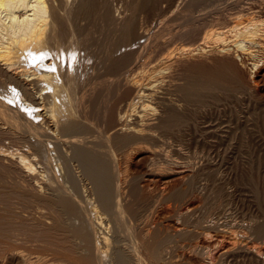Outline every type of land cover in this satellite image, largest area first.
<instances>
[{"label":"bare ground","instance_id":"obj_1","mask_svg":"<svg viewBox=\"0 0 264 264\" xmlns=\"http://www.w3.org/2000/svg\"><path fill=\"white\" fill-rule=\"evenodd\" d=\"M220 1L225 5L224 10L217 7ZM116 2L118 7L115 4L114 7L116 6V8L114 9L109 6L111 4L110 2L107 3V0H0V78H3L2 81L7 83L4 84L6 87L8 85V93L6 95L0 94V121L5 124L4 126L14 127L18 132L22 131V134H26V138L35 141L36 148L39 146L38 149L40 148L44 152V156L46 155L44 162L47 163V166L53 162L51 161L53 156L49 157L52 153L56 154L57 158L55 159L59 157V160H67L66 149L77 150L82 154V157L87 158V167L84 162L81 163L92 176L96 202L102 213L99 212L100 210L96 211L91 204L84 208L83 201L80 205V200H75L69 194L70 192L65 193L62 190L63 193L61 192V194H65L66 201L69 198L68 203L72 202L77 212V215L74 212L76 217L83 218V213H88L84 216L86 220L83 218L84 222H81L85 224L88 220V223L90 221L92 224L94 229L93 235L91 234L93 249L89 250L90 253L87 250L89 254H86L84 259L81 258L85 255L81 256L82 253H79L80 260L88 264H141L139 253L141 249L147 251L149 256H153L150 253L157 252L155 244L152 243L156 235L150 240V234L153 233L148 231L147 221H140V207H137L138 210L135 207V202L139 199H147L151 196V192L153 194L158 192L155 180L156 170L144 171L143 185H140L138 189L137 187H130V185L134 186L132 183L126 184L127 186L124 185V187H128V189L125 187V190H130L131 198L125 192L123 193L128 198H123L125 195L122 197L121 184L127 180L121 183L122 177L120 178V176L124 173L122 171L123 174L119 175L111 147L123 148L133 144L137 146L138 142L143 141H146L145 143L154 142L153 145L156 143L158 146V143L163 141L166 117L177 107L176 103H172L168 98L160 96L161 94L157 95L156 88L161 84L159 79L163 78L166 81L169 78L170 85L173 84L176 89H180L182 88L181 85L176 83L179 77L182 78L183 76L184 78V75H191L197 78L200 74L202 77L205 73L208 74L205 72L207 68L204 65L213 64L217 67H215L216 69L229 72L230 78L233 77L232 79H234L233 83L245 87L250 85L252 88L251 84L253 87L258 85L254 79L261 78L264 73V68H257L255 60L257 55H254V49L264 45V6H257L256 2L253 3L251 0H116ZM214 2H217L218 5ZM224 11L225 13L227 11V14H223ZM230 11L231 13H228ZM218 25L221 27L215 28ZM148 49L162 53V58L160 57L156 64L147 60ZM85 60L89 64H84ZM248 65H251L250 68L252 69L257 68L255 77L253 76L254 79L245 76ZM222 71L219 74L223 76L226 73ZM219 74H217V78L221 76ZM209 77L206 78V81L213 83L212 77ZM157 82L159 84H156ZM2 83L0 86L3 85ZM163 86L167 85L164 84ZM6 87H3L5 91ZM164 94L166 95V93ZM154 105L161 108L163 113L153 119L151 113L156 110ZM92 112L97 115V119H92ZM171 115L170 119L172 120ZM102 124H104L103 127ZM107 147L110 148L107 149ZM118 149L114 150L117 151ZM151 149L154 150L155 148L152 147ZM2 151L0 149V154ZM158 152L154 151L153 155L157 156ZM71 153L73 154V152ZM10 155L12 156V154ZM18 159L20 166L27 173L38 174L35 166L31 163V159L25 155H20ZM82 165L81 167H83ZM184 176L181 171L173 175L177 182L179 179L181 181ZM33 178L35 179V177ZM43 178L41 173L36 177L40 181ZM61 179L64 181L63 178ZM169 188V186H165L161 193L169 192ZM152 197L154 196L152 195ZM54 199L56 200L57 197L55 196ZM61 203L63 204V202ZM64 203L66 204V202ZM87 203L89 204V202ZM56 206L59 207V204ZM191 210L193 211L189 207L187 211L191 212ZM105 216L112 220L114 231L117 233L111 239L103 234ZM131 222L137 224L135 229L134 224H132L134 226L129 225L130 228L133 227V231L130 230L129 226L125 227L126 223L131 224ZM260 224L259 226L255 225L257 227H254L252 233L259 240L264 241V224ZM75 226L72 225V227ZM79 226L84 225H80L79 222ZM85 226L87 225L85 224ZM101 229L103 232H100ZM68 231H71L70 228H68L67 233ZM88 231L81 234L86 235ZM177 231L179 230L177 229ZM90 232H88L89 235ZM73 233L75 234V230ZM3 235L2 233L1 240ZM158 239L160 240V237ZM161 241L163 240L161 239ZM157 242L156 244L159 245ZM3 243L0 244L3 245ZM6 243L9 244L7 241ZM6 243L4 244L6 245ZM201 243L207 248L211 242L209 243L204 239ZM218 244H220L222 255L226 257L232 258L235 254L241 253L264 264V242L261 247L257 246V248L253 245H247L245 241L243 243L245 244L244 249L243 247L237 249L234 241H224L221 237ZM15 245L13 243L12 246L16 247L19 244ZM79 246L81 248V245ZM5 247L7 250V245ZM8 247V251L12 255L15 249L11 250L9 245ZM83 247L85 248V245ZM3 250L6 252L4 248ZM17 250L16 254L20 255L18 258L20 261L17 264L31 263L29 261L31 258L28 259L25 255L28 254V249L25 254V247L24 252H20L22 249L18 250L19 252ZM16 254L14 255L16 256ZM162 255L158 261L163 259L164 256ZM67 256L65 255V258ZM74 256L76 257V253ZM72 257L69 256L71 263ZM8 258L9 261L5 255L0 256V264H11L17 259L15 258L10 262L14 258L13 255L12 258ZM69 259L68 262L66 261L68 264ZM74 260L73 264L76 262ZM78 261L79 259L77 263ZM163 261L165 259L162 260V263ZM169 263L171 264V262ZM184 263L191 264L187 263L186 260ZM192 264H204V262L196 260Z\"/></svg>","mask_w":264,"mask_h":264},{"label":"rangeland","instance_id":"obj_2","mask_svg":"<svg viewBox=\"0 0 264 264\" xmlns=\"http://www.w3.org/2000/svg\"><path fill=\"white\" fill-rule=\"evenodd\" d=\"M262 1L263 0H251V2H256L255 4L260 7L264 6V1L261 3ZM109 2L111 4L109 6H112L114 9L116 6L118 7L116 0H107V3ZM216 3L214 2V4ZM218 3L217 7L224 10L223 7H225V5L223 2L220 1ZM115 4L116 6L114 7ZM228 13H231V11ZM223 14H227V11L226 13L224 11ZM217 27L221 26H215V28ZM254 55H257L255 57L257 68H264V45L261 47L257 46L254 49ZM160 57L162 58V53L152 49L147 50V60H149L150 63L156 64V62L160 60ZM86 63L89 64V62L85 60L84 64ZM210 65L211 64L204 65L205 68H207L205 72L208 74L205 73L206 75L204 74L202 77L201 74L197 78L191 75H184V78L183 76L182 78L179 77L176 83L181 85L182 88L180 89H176V86L174 87L173 84L170 85L169 82L171 81L169 78H167L166 81L162 78L164 82L162 79H159V83H163L162 86H160L161 84L158 82L156 83L159 84L156 88L158 94H156L158 96L161 94L160 96L168 98L172 103H176L177 107L172 111L175 116L170 113L169 116L167 115L168 117H166V130L164 129L166 132H163V136L165 137L162 138L163 141L161 140L163 145L159 142L157 146L155 143L156 147L155 144L153 145L154 142L145 143L146 141H143L137 143L138 147L134 144L128 147L124 146V149L115 146H112V148L110 146L113 159H115L116 163L115 167L120 173L119 175L125 174L120 176V178L122 177L121 183L127 180L125 183L121 184L122 197L127 193L129 198H131V193L129 194L130 190H125L126 188L128 189V187H126L127 185L132 183L134 186L130 185V187H137V189L140 185H143L144 171L150 169L156 170L155 172L157 173V175H155V180L159 192H156L158 195L154 191V194L151 192V196L147 199L142 198V200H138L139 202L136 201L137 204L135 202V207L137 210L140 207L139 211L141 209V214L139 212V217L141 218L139 219L140 221H147L148 231L153 233L150 234V240L155 238L153 236L156 235V238L152 240V243H154L156 247L155 250L158 252L159 249L163 247L159 251L161 253L155 252V255L150 253V255L153 256H149L147 251L141 249L139 252L141 264H163L164 262H166V264H170L169 262H171V264H175L176 262V264H185V260L187 263L189 262L191 264L193 262L195 263L196 260L200 262L203 261L204 264H261L254 261L251 256L241 253L235 254L232 258L222 255L218 241L221 240V237L224 241H234L237 249L242 247L244 249L245 244L243 243H245V241L247 245L256 247H261L264 242L261 239L259 240L258 237L252 233V231L254 232V227L259 226L260 223H262L260 225L264 224V73H261V78L254 79L257 68L252 69L250 68L251 65H248L249 67L247 66L245 76L247 78H252L254 76L253 79L257 81L255 83H258L256 87H253L251 84L252 88H250V85L245 87L233 83L234 79H232L233 77L230 78L229 72L227 73V71L223 70L226 74L222 76V74H219L222 70L216 69L217 67L213 64ZM215 73L221 76L217 78V74ZM208 75L212 77L211 81H214L213 83L206 81V78L209 77ZM203 76L207 77L205 78ZM2 80L3 78H0V83L3 82ZM2 84L4 85L7 83L4 81ZM164 84L167 86L164 87ZM3 85L0 86V88L4 91L0 90V94L4 93L3 95H6V93H8V85L7 87ZM3 87H6V91ZM168 87L171 89L170 91ZM164 93H166V95ZM178 106L180 107L178 108ZM153 107L156 109L155 112L151 113L154 119L159 117L163 112L157 105ZM91 115L93 120L97 119V115L93 114V112ZM170 115L172 120L170 119ZM171 121L173 122L171 123ZM4 125L5 124L0 121V149L4 151L1 153L3 155L0 154V238H2L1 234L3 233L4 240H0L4 243L7 241L9 244L6 243L7 250L4 243V246L0 244L2 246V248H0V256L5 255L9 261L8 257L12 258L13 255L14 258L10 260L11 262L15 258L18 259L20 257V255L16 254V250L18 249L20 251L22 249L20 251L22 252L25 247V252L23 251L24 254L28 249L29 252L25 255H27L28 259L31 258L29 260L31 263L29 264H34V262L35 264H68L67 260L69 256H73L71 258L72 263L69 259V264H73L75 258L74 261L76 262H74V264L77 263L78 259L79 264H88L80 260L81 253H85L83 255L81 254V256L85 255V257L81 258L84 259L86 258V254H89L93 249L91 236L93 235L92 231H94V229L92 228V224H90V221L88 223V220L86 221L87 223L85 222L87 226L81 222L86 220L84 216L88 213H83L84 219L79 218V216L76 217L77 212L72 202L68 203L69 198L66 201L67 197L65 194H61V192L63 193L62 190H64L65 193L70 192L69 194L75 200H80V205L83 201L82 205L84 208H87V206L91 204L95 207L96 211L100 210L99 212L102 213V210L98 207L99 205L96 202V193H94L95 189L94 183H92V176H90L91 174L88 173L89 171L86 168L88 163L86 160L87 158L84 156L82 157V154L77 150L72 151L69 149L73 152L72 154L66 149L67 160H59V157L55 159L57 158L56 154L52 153L49 157H51V155L53 156L51 161H53L52 164H54V167L52 164L47 166V163L44 162L46 155L44 156V152H42L40 148L38 149L39 146L36 148L35 141L32 139V141L29 140L30 138L28 137L26 138V134H22V131L18 132L14 127ZM101 126L103 127L104 124ZM140 146L142 148H139ZM110 147H107V149ZM152 147L155 149H151ZM114 149L118 150L116 151ZM142 149L145 151H142ZM154 151H159V154H157V156L153 155ZM10 154H12V156ZM20 155H25V157L32 160L30 161L35 166L37 173H41L44 177L41 181L36 179L38 174L34 173L32 175V173H27V171L20 166L18 161ZM80 157L82 158L81 160ZM152 157L153 159H151ZM81 162H84L86 167L82 165L83 163ZM81 165L83 167H81ZM126 166L127 168H125ZM180 171L183 172L185 176L181 181H179V179L177 182V179L173 177V175ZM33 177H35V179ZM61 178H65L64 181ZM128 181L131 182L129 183ZM60 182L63 183L61 184ZM124 185H126V188ZM165 186L170 187V193H161ZM152 195L154 197H152ZM55 196L57 197L56 200L54 199ZM123 198L128 197L125 195ZM61 202H63V204ZM64 202H66V204ZM87 202H89V204ZM56 203L59 204V207L56 206L58 205ZM60 206L64 208L61 209ZM189 207L193 209V211H187ZM72 213L74 217H72ZM71 214L72 216H70ZM75 217L76 219H74ZM71 218L73 222L70 220ZM105 218L106 219L103 220V227L106 231L104 230L103 232L102 228L100 232H103L104 235H107L111 239V237H115L117 233L114 231L115 228L112 220H109L107 216H105ZM74 220L77 222L79 221L80 225H84L85 227H78L79 222L77 223ZM67 221L69 223H66ZM74 222L77 227L74 225ZM256 224L257 226H255ZM72 225L75 227H72ZM129 225L134 226V229L137 227V224L134 222H131V224L126 223L125 227ZM131 226H129V228ZM81 227H83V229H81ZM68 228H70L71 231L67 233ZM73 229L75 230V234L78 233L76 237L73 233ZM79 229L81 232H79ZM88 229L91 231L90 235L88 234ZM177 229L179 231H177ZM130 230L133 231V227L130 228ZM86 231H88L86 235H89L90 238H88L89 236L82 235L85 234ZM157 236L158 238L160 237V240ZM204 239H206L207 242L209 241V243L211 242L207 248L201 245ZM76 240H78L80 244ZM1 241L0 243H2ZM156 242L159 245H157ZM13 243L19 245L13 247ZM161 244L162 246H160ZM8 245L11 250L13 248L15 249L12 255L10 254L11 252L8 251ZM79 245H81L82 249ZM84 245L86 249L83 247ZM19 246L21 249H19ZM75 246H78V249ZM18 250L17 252H19ZM87 250H90L89 253ZM75 253L76 257L74 256ZM14 254H16V256ZM239 254L240 256H238ZM65 255H68V258L66 257L67 259ZM161 255L164 256L163 259H165L163 263V259L158 261V259L162 258ZM154 256L157 258H152ZM39 257L40 260L38 261ZM64 258L67 262L64 261ZM17 259L11 262V264L19 263L20 260Z\"/></svg>","mask_w":264,"mask_h":264}]
</instances>
